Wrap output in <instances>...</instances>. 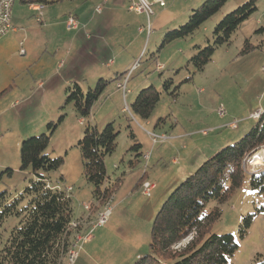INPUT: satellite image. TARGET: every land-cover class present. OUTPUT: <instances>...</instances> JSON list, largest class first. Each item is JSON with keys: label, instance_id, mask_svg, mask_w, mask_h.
Masks as SVG:
<instances>
[{"label": "rangeland", "instance_id": "1", "mask_svg": "<svg viewBox=\"0 0 264 264\" xmlns=\"http://www.w3.org/2000/svg\"><path fill=\"white\" fill-rule=\"evenodd\" d=\"M102 1L61 0L47 5L42 4L45 5V22L43 20L38 22L37 14L30 11L28 5L22 3V0H17L12 14V26L15 31L5 36L0 35V90L6 82L5 74L10 73L12 70L18 72L17 70H22L26 64L35 61H40V63H43L44 60L45 63L57 62L56 57L52 56L54 58L48 59V54L45 55V53L46 49L49 48L50 50L52 43L55 42L61 51L71 39L74 32L67 30L66 21L68 17L74 14L80 15L81 12L90 10L88 12L89 18L92 15V7ZM149 1L152 2L153 0ZM165 1L167 4L165 9L155 5L152 7L154 12L151 17L153 33L149 37L148 32L142 35V55L138 58L139 63H136L138 67L135 70L130 68L125 76L132 74L127 89L131 91L134 89L135 95L132 96L127 93V97L124 98L123 90L116 89L114 84L93 107V111H98L103 107L101 114L95 118L93 117L91 123L85 121L82 127L78 126L79 120L76 117L73 105L63 109L66 101L65 95L57 98L50 95L51 101L35 98L29 103L32 106L29 107L28 111L19 108L7 112L0 119V130L2 131V127L5 128L2 131L3 134L0 135V142L3 146L0 151V160L2 159L7 164L4 169L0 170V175L6 169L14 171L12 177L4 176L0 180V193L8 190L12 197L18 196L29 186L32 180H36L30 169L21 171V144L24 140L48 132L47 126L51 123L55 125V131L51 136L48 152L53 159L65 157L64 146L74 138L77 144L79 139L83 137L79 133H84L88 124L93 127L97 126V129L102 132L107 124L113 123L120 133L117 140L116 154H113L119 166H121L122 159L127 161L128 156L135 157L130 152V148L139 139L152 145L147 132L155 130L159 135L166 132L170 141L153 147V151L155 149L161 151L174 141L181 142V144L177 147L174 146L176 147L175 150H170L168 157L163 159H160V156L154 157L152 167L160 169V165L164 164V160L166 165L164 168L169 167L170 172L178 178L177 181L171 180L170 185H173V189L169 194L179 188L182 182L195 172L192 171V167L198 169L215 153L228 145L236 143L249 132L256 123L252 118L258 114L261 116L263 113L261 114V111L258 110L264 108V31H261V29H264V0L258 2V11L236 32L231 45L217 49L212 61L205 67L204 71L195 74L190 61L197 54L198 48H205L209 42L212 43L213 30L216 25L225 16L249 0H244L240 4L235 3L237 0H230L222 12L209 20L193 37L174 41L160 49L165 34L185 24L192 15L193 10L201 6L206 0L201 2L197 0ZM132 16L137 17L133 14ZM147 27L148 20L145 16L138 24L137 29H146ZM247 40L253 45L261 46V48L247 55H242L241 52ZM159 49L160 52H158ZM22 51H26L27 55L22 54ZM50 52L53 51L50 50ZM43 57L46 58L43 59ZM156 57L157 61H153ZM111 59L115 60V57L112 56ZM158 64L164 65L165 68L158 71ZM103 66L106 67V62ZM118 67H120V64L117 61L108 69L104 68L106 73L102 76L97 77L90 83H80L83 90L87 91L89 85L93 86L100 79L115 78L116 73L119 72L117 71ZM89 72L98 71L93 68ZM190 77H192V80L185 82ZM166 80H172L174 86L182 84L179 97L176 100H173L165 92L164 82ZM151 86L161 92L162 99L149 120L153 123V126L148 127L147 121L133 116L131 105L142 89ZM114 91H118L119 97H121V106L118 111H116L118 101L112 99ZM105 97L108 98L106 99L107 104L101 105L105 101ZM126 106L130 111L126 110ZM222 107L225 110V116L218 113V110ZM47 108H49L48 114L43 115L42 111ZM122 109H125L124 112ZM251 113H254L251 115L252 118H248ZM114 115L116 117L112 119ZM230 121H237L234 123L241 129H244L246 125L249 129L239 138L231 141L232 137L235 138L240 134V130H233L231 128L233 123L227 126ZM245 121L248 122L245 123ZM243 122L245 124L242 125ZM203 131H206L210 136H203L201 134ZM190 132L198 133L191 135ZM131 133L134 134L136 142L130 138ZM178 133L184 134L181 140L177 137ZM78 135L80 137H77ZM170 135L173 137L172 139ZM5 146L6 150H4ZM183 146H189V150L185 151ZM74 153L79 154V150L75 148ZM263 153L264 150H261L248 161L245 168L248 175L244 187L231 202L221 207L223 210L222 219L215 223L212 229V234L233 236L238 245V251L228 264H264V191L254 189L251 185L253 175L260 176L264 174ZM173 158H181L179 167L172 166L171 160ZM110 159L111 156L108 157V161ZM258 160H261L262 163L257 164ZM76 168H78L76 167V158L72 156L70 161L64 164L60 170L50 174L52 186H60L64 189L62 176L68 172L71 177L77 178L78 170ZM187 170L191 172L188 177L182 180L179 179ZM118 171L117 165L111 168L109 174L111 182H115L117 176H121V173L116 175ZM134 177L127 176L129 178L127 181L132 182ZM74 184L77 192L81 190L80 185ZM113 198L107 203L113 201ZM73 203L76 218H79L83 208L80 207L81 203L78 199L77 201L75 199ZM107 203L97 210L92 208V204L89 205L90 207L85 205L89 211L87 210L86 214L82 215V221L84 222L81 220L75 221L82 223L78 226V229L72 231L73 244L77 236L86 234L88 229L97 221L98 215L104 210ZM130 206V204H123V207L115 208L113 217L109 219L111 222L108 221L109 224L97 228L93 234V241L82 246L73 263L70 262L68 255L65 264H134L137 260L135 262L127 260L126 250L131 252L137 250L140 239L141 247L138 252L145 256L149 252L153 223L149 230L142 218L130 214ZM213 206L215 205L212 204L210 208H213ZM97 212L95 218L93 214ZM86 216H88V219ZM248 217H252L251 225L242 234L245 218ZM19 222L18 218L11 217L3 224L0 229V251L3 249L12 230L19 225ZM191 239L192 237H189L175 248L180 251Z\"/></svg>", "mask_w": 264, "mask_h": 264}, {"label": "trees", "instance_id": "2", "mask_svg": "<svg viewBox=\"0 0 264 264\" xmlns=\"http://www.w3.org/2000/svg\"><path fill=\"white\" fill-rule=\"evenodd\" d=\"M58 1L61 0H22V3L47 5ZM229 1L206 0L193 10L185 24L165 34L160 49L174 41L193 37L209 20L221 13ZM259 1H247L216 25L213 42L205 48H198L190 61L194 74L204 71L217 49L231 45L236 32L258 11ZM260 48L247 40L241 54L247 55ZM127 74L100 79L87 91L73 84L67 89L63 109L73 105L78 118L89 119L94 104L107 88ZM191 80L192 77L185 82ZM181 85L174 86L172 80H166L164 90L176 100ZM10 89L0 93V100ZM161 99L162 94L155 87L142 89L131 105L133 116L149 121ZM255 122L243 138L211 156L170 194L153 221L149 252L134 264H228L234 257L238 251L234 237L212 234V229L222 219L221 207L231 202L244 187L248 161L264 150V112ZM54 129L55 125L51 123L47 126L48 132L21 144V171L30 169L36 180H32L18 196L12 197L8 190L0 193V229L11 217L20 220L0 251V264H65L72 250L74 237L70 226L77 220L82 221L83 217L76 218L71 197L65 191L54 188L50 182V174L60 170L65 163L64 157L53 159L48 152ZM119 135L113 123L107 124L102 132L87 125L83 137L75 145L83 160L84 178L92 188L94 210L107 203L122 187L121 177L115 182L110 181L105 164L106 158L116 152ZM130 138L135 141L134 134L131 133ZM140 149L137 143L130 149L137 154L133 162L136 167L139 165ZM13 175L14 171L6 169L0 180ZM144 181L145 177L137 186ZM251 185L263 192L264 174L253 175ZM212 204L215 206L210 208ZM251 222L252 217L245 218L242 234ZM189 237L192 239L188 244L180 251L176 250L175 247Z\"/></svg>", "mask_w": 264, "mask_h": 264}, {"label": "crops", "instance_id": "3", "mask_svg": "<svg viewBox=\"0 0 264 264\" xmlns=\"http://www.w3.org/2000/svg\"><path fill=\"white\" fill-rule=\"evenodd\" d=\"M197 1L201 2L202 0H197ZM242 1L244 0H237V2L235 3L240 4ZM102 3L103 1L101 3L99 2L97 5H95V7H92V15H90L89 18H88L89 15L88 12H90V10H85L84 12H81L80 15H75V14L72 15L76 17L79 23V28L75 31H69V32H74V34H72L69 42L65 44L64 49L60 51L58 44H56V42L52 43L53 45H51L52 47L50 50L53 52H50L49 48L46 49L45 55L48 54L47 55L48 57L47 56L46 57L48 59L49 58L52 59L56 57L58 59L57 62L45 63L44 60L43 63H40V61H35L31 64L30 63L26 64L22 70L21 69L17 70L18 72L12 70L10 73L5 74L6 82L2 86L3 88L2 90H0V93H2L3 91H5L10 87L11 89L0 100V119L4 117L7 112L9 111L11 112L12 110H18L20 108L25 111L26 110L28 111L29 107L32 106L29 103H31V101L35 98H41L46 101H51V96L57 98L65 95L67 97V89L71 87L73 84L76 83L81 86L80 83H86V82L90 83L97 77L102 76L104 73H106V70L104 68L108 69L109 67L113 66V65L110 66L109 62H113V64H115L117 61L119 62L120 67L117 68V71L119 72H117L116 74L127 73L130 68H133L136 65V63H139L138 58L142 55V47H141L142 35L145 34L146 31L143 28L137 29V27L138 24L141 23L145 15L130 13L128 11V6H129L128 0H109L105 4L106 6L105 5L103 6L102 14H97L96 8ZM132 14L136 15L139 18L132 16ZM43 22H45V12L43 17ZM66 26H67V21H66ZM25 55H27L26 51H25ZM112 56L115 57V60L111 59ZM46 57H43V59ZM155 60L157 61V57L153 59V61ZM105 62H106V67L103 66ZM158 66L164 67V65H160V64H158L157 67ZM93 68L97 69L98 72H89V70ZM122 80L115 83L116 89H118L117 84L120 83ZM89 87L92 86L89 85ZM109 88H107V90ZM106 91L104 92V94L106 93ZM134 91H135L134 89L132 91L128 90V93L133 96L135 95ZM104 94L102 95L100 100L103 98ZM106 99L108 98L105 97L104 99L105 101L101 105L107 104ZM112 99L118 101L116 106L117 107L116 111H118L121 106V97H119L118 91H114ZM102 108L98 109V111L96 110L93 111L92 108V114L89 119L78 118L74 109L76 117L79 120L78 126L82 127V124L85 123V121L91 123L93 117L95 118L101 114ZM122 111L124 112V109H122ZM258 111L264 112V108H260ZM48 112H49V108L44 109V111H42V114L47 115ZM254 113H251L248 118H250L251 115ZM114 117H116V115L112 116V119ZM83 120L84 122H82ZM234 122L237 121H230L228 122L227 126L231 125ZM246 122L248 121H245V123ZM245 123L243 122L242 125ZM147 124L148 127L153 126V123L151 121H147ZM94 127L97 128V126ZM248 129L249 127H247V125L244 127V129H241L239 126H237V129L234 130L235 131L240 130V134H238L235 138L232 137L231 141H234L237 138H239L243 133H246ZM4 130L5 128L2 127V131ZM2 131L0 130V135L3 134ZM152 132L158 134V132L155 130H153ZM197 133L198 132H194V133L190 132L191 135ZM162 134H167V133L166 132L160 133V135ZM201 134L205 137L210 136L206 131H203ZM79 135L82 136L84 135V133L80 132ZM79 135L77 137H80ZM177 137L181 140V138L184 137V134L178 133ZM172 138L173 137H171V139ZM177 142L178 141H174L173 143L169 144L168 146L163 148L164 150L162 149L161 151L160 150L158 151L155 149L153 151V147H154L153 143L152 145H149V143H146L143 140L139 139L137 141V144L141 146L140 149L141 156L139 158V165L137 167L136 165L133 164L137 154L131 151L130 152L133 153L135 157L133 158L128 156L127 161L122 159L121 166L117 164V159L113 157L116 153L114 155H111V159L109 161H108V157L106 158L105 164H106L108 176L110 174L111 168L112 167L114 168L117 165V170L119 171L117 172L116 175H118V173L119 174L121 173V176H117V179L120 177L123 179L122 187L119 190V192L114 196L112 201V205H111L112 215L110 219L114 215L115 208H118L119 206L123 207V204L124 205L130 204L131 205L130 214H134V217L142 218L144 220V223L150 230L155 215L159 211L162 203L170 195L169 193L171 189H173V185L172 186L170 185L171 180L174 181L178 180V178L170 172V169H168L169 167L164 168L166 166L164 160H163L164 164L160 165L161 166L160 169L157 168L154 169L152 167L153 159L154 157L157 158L159 156L160 159H163L164 157H168V155L170 154L169 151L175 150V148L181 144V142L179 143ZM75 145L76 142L74 138V140H72L70 143L64 146V150L66 151V155L64 157L65 158L64 164H67L72 156L76 158V167H78L76 168L78 170L77 178L71 177L70 173L66 172L62 176V186L64 187V189L60 188V186H55V185H53V187L58 190L65 191L66 194L71 197L73 202L75 201V199L76 201L78 199L79 203H81L80 207L83 208L82 212H80L79 215L80 217L83 214H86L88 210L85 208V205L91 206L93 201V196H92V188L88 185V183L84 178V174H83L84 167H83V160L81 154L80 152L79 154L74 153ZM183 148L185 151L189 150V146H183ZM2 149L3 146L1 145L0 142V151ZM4 150H6V146ZM146 153H151V156H150L148 169L145 171L144 163L142 161V156ZM262 162H264V159L262 160ZM171 164L173 167L176 168L179 167L181 165V158L180 159L173 158L171 160ZM6 165H7L6 162H3L1 159L0 170L4 169ZM192 169H193L192 171L194 172L196 171L197 168L192 167ZM190 173L191 172H188L187 170L184 174H182L179 177V179L181 180L185 179L186 177H188ZM127 176H135V177L131 182V181H127L129 179L127 178ZM143 177H145V181H150L156 185V188L152 192L151 197H146L145 195H143L141 191L142 185L137 186L139 181ZM74 183L80 185L81 190L77 192V188ZM68 188H72L73 191L71 193H68L67 192ZM98 212L93 214L95 218ZM86 218L88 219V216H86ZM110 222L111 221L109 220V223ZM90 241L92 242L93 238ZM90 241L89 243H91ZM140 241L141 239L137 244V248H136L137 250H135L134 252L126 250L127 260L135 262L140 257H142V255L139 254L138 252L141 247Z\"/></svg>", "mask_w": 264, "mask_h": 264}, {"label": "built area", "instance_id": "4", "mask_svg": "<svg viewBox=\"0 0 264 264\" xmlns=\"http://www.w3.org/2000/svg\"><path fill=\"white\" fill-rule=\"evenodd\" d=\"M17 0H0V35L5 36L10 32L15 31V28L12 26V14H13V9L16 4ZM109 0H103V3L99 5L96 8V13L97 14H102L103 12V6L108 2ZM129 1V6H128V11L130 13H135L138 15H145L148 20V27L145 29L146 32H148V35L150 36L153 33L152 30V24H151V17L154 15L153 12V5H158L160 8L164 9L166 8V1L165 0H153V2H150L149 0H128ZM28 8L30 11L34 12L37 14L38 22H41L44 17V9L45 5L43 6L42 4H37V3H31L28 4ZM79 28V23L76 19L75 16H69L67 20V29L69 31L72 30H77ZM142 31V30H141ZM22 54H25L24 51H22ZM109 65H113V62H110ZM138 67L136 64L133 68L134 70ZM164 69L163 66H158V71H162ZM264 71V67H263ZM132 74L128 75L123 79V82H120L117 84L118 89L123 90L124 92V97H126L128 90H127V85L128 82L131 78ZM125 110V109H124ZM126 110L130 111L128 107L126 106ZM218 113L221 116H225V110L220 108L218 110ZM263 111H261V114ZM252 118V117H251ZM260 118V115H256L253 120H257ZM231 128L237 129V124L233 123L231 125ZM149 135L153 146L156 147L159 144H164L170 140V138L166 135H159L153 132H147ZM150 156L151 153H146L142 156V161L144 163V169L145 171L148 169L149 166V161H150ZM156 185L150 181H144L142 184V193L146 197H151L152 192L155 190ZM73 191L72 188H68L67 192L71 193ZM112 201L107 203V206L104 207V210L98 215L97 221L90 227V229L86 232L84 235H79L76 237L75 243L73 244L72 250L69 252V260L71 263L77 258L79 251L81 250L82 246L89 242L93 238V233L94 231L99 228L105 226L111 215H112V207H111ZM86 209H88L87 206H85ZM80 223L78 222H73L70 226V230H76L78 229V226ZM179 246V245H178ZM177 246V247H178ZM177 249V248H176Z\"/></svg>", "mask_w": 264, "mask_h": 264}, {"label": "bare ground", "instance_id": "5", "mask_svg": "<svg viewBox=\"0 0 264 264\" xmlns=\"http://www.w3.org/2000/svg\"><path fill=\"white\" fill-rule=\"evenodd\" d=\"M263 152V151H262ZM264 154V153H263ZM264 157V156H263ZM262 162H261V160H258L257 161V164H261Z\"/></svg>", "mask_w": 264, "mask_h": 264}]
</instances>
